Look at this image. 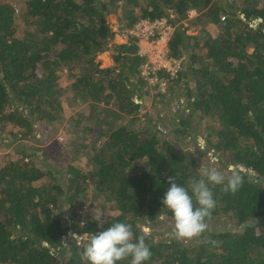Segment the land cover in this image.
<instances>
[{"label": "trees", "instance_id": "1", "mask_svg": "<svg viewBox=\"0 0 264 264\" xmlns=\"http://www.w3.org/2000/svg\"><path fill=\"white\" fill-rule=\"evenodd\" d=\"M239 1L242 6L227 8L220 0H0V133L10 129V138L22 146L21 158L0 161V264H85L81 253L87 240L61 245L70 227L57 216L59 203L74 205L79 223V210L89 204L93 214L85 217V234L130 224L134 239L144 235L150 247L151 259L144 264H264V0ZM115 7L122 31L142 18L168 17V10L177 15L171 20L170 56L185 62L168 94L188 79L192 110L175 135L182 136L200 116V130L218 161L236 167L242 184L235 194L226 193L224 184H209L216 207L207 221L230 213L239 226L246 224L242 231L208 228L186 245L175 237L156 242L143 230L161 214L174 221L161 203L168 178L175 176L187 188L191 178L201 177V162L166 139L162 128L155 130L160 117L148 116L134 128L149 90L136 38L116 47L119 67L102 68L97 61L113 36L108 16ZM191 11L214 31L204 38L186 34L181 23ZM238 11H246L243 19ZM256 18L263 19L259 28L246 22ZM67 89L90 106L88 115L76 114L67 125L79 133L72 161L63 167L61 149L43 134L45 150L41 162H34L37 151L23 142L34 134L36 119L46 118L48 125L60 119ZM82 159L85 166L79 165ZM63 169L65 183L54 186L55 173Z\"/></svg>", "mask_w": 264, "mask_h": 264}, {"label": "rangeland", "instance_id": "2", "mask_svg": "<svg viewBox=\"0 0 264 264\" xmlns=\"http://www.w3.org/2000/svg\"><path fill=\"white\" fill-rule=\"evenodd\" d=\"M223 5H225L228 8L227 4L234 3V5L238 8L239 6H242L241 1L237 0H220ZM232 5V4H231ZM168 19L176 20L177 15L172 11L168 10ZM244 12L246 11H238L237 15L240 19H243ZM201 14L196 11L189 12V16L186 20H184L181 24H184L185 28H187L186 34L190 36H199L200 38H204V35L207 33H210V31L215 28L212 26V24H207L206 26L202 23H200L199 18ZM119 10L115 7L110 9V13L108 16L109 24L111 27V31L113 33L112 38L108 41L106 47L103 51L99 52L97 61L100 62L102 68H114L119 67L120 64L115 62V56L116 53V47L121 44H126L129 40L125 38L124 31H122V27L119 21ZM255 18V17H254ZM249 24H251L255 28H259L263 25V19L256 18L252 19L251 21H246ZM20 29L25 27L24 23H19ZM264 26V25H263ZM214 30H212L213 32ZM187 58V56H186ZM185 62V59H184ZM183 69V68H182ZM66 73V72H65ZM62 76V75H61ZM66 76H62L60 78L61 80V86L62 88L67 87L66 82ZM153 84V83H152ZM152 84L149 87V90L147 89L146 95L142 98V108L139 115H137L138 121L137 124L134 125V128H139L141 126V122H144V120L147 119L148 116H151L154 120L157 117L161 118V122L156 126L155 130L158 131L162 128V130H166L167 133L164 135L166 139H168L170 142L176 144L180 149H183L184 151H191L194 153V156L196 160H199L201 162L198 173L202 174L203 170L205 168H216L219 169L220 172H222L225 175V178L228 176H239V173L235 171L236 167L233 164H229L228 166L223 165L220 163L217 159V152L215 150L210 149V145L207 141V138L205 134L200 130L198 121H200V116H196L197 119L194 120L192 125L182 136L175 135V130H177L181 118H187L189 117L191 113V106L189 105V90L187 89L189 84L188 79H184L180 81L179 86L176 91H172L170 94H168V90L166 92H162L157 86H152ZM188 84V86H187ZM144 87L141 88V93H143ZM66 90V89H65ZM140 91L136 93V95L139 96ZM165 96V97H164ZM168 96V97H167ZM82 99L77 97L76 94H74L72 91H69L67 89V92H65L62 96L61 103H62V111L60 119L51 125H48V119H36L34 124V134L31 138H29L27 141L23 142V144H26L28 148L35 149L37 151V157H32V161L41 162L39 157L43 155V152L45 150V146L41 145L40 140L43 136L49 135L51 137V140H54L56 143L55 150H60V155L63 156L62 158V166L66 167L70 161H72V153L71 149L73 148V142L79 135L78 131L71 132L67 129V125L69 124L70 120L76 116V114H86L88 115V112L90 111L89 104H82ZM139 100H136V102ZM23 109V108H22ZM42 116V115H41ZM195 117V118H196ZM209 119H206L205 122H209ZM128 121L126 120L125 123ZM72 123V122H71ZM203 124V123H202ZM158 129V130H157ZM10 129L4 130V133L0 135V161L4 159H12L17 160L21 158V155L18 154V152H21L22 146L21 144L18 145L20 142L14 141L10 136L8 135ZM92 138L91 134L88 135V139ZM198 138H202L205 142V148L204 150H200L198 145ZM39 140V141H38ZM209 144V145H208ZM26 153H29L27 151ZM219 156V154H218ZM24 157V155H23ZM80 166L86 165V160L82 159L79 160ZM255 176V175H253ZM66 179V170H61L58 173H55V176L52 179V182L55 185L59 184L60 180H63L62 182L65 183ZM264 187V178L261 180ZM84 200H90V198H84ZM59 203L58 210L56 211L57 216L61 219L62 223L70 227V231L66 232L64 237L61 240V245L63 247H71L73 245H80L83 243V241L87 239H81L76 243L74 239H72V234H78L83 236L85 233H82V228L85 222V217L89 216L90 214H93V211H90L89 204H85L84 208L79 210V214L82 215V218L79 219L75 217V206L72 205L64 206L62 207ZM102 211H97L98 217ZM101 213V214H100ZM110 213V210L108 207H106V216ZM79 224V225H78ZM173 225L174 221L170 219L169 217L165 216L164 214H161L157 220L156 224H148L145 223L143 226V230L150 234L154 241L158 242L160 240H166L167 238L174 237L173 235ZM208 228L211 231L215 232H222V231H231V232H238L242 231L246 224H243L239 226L237 224V221L232 217L230 213L220 214L215 219L207 221ZM197 241V237L185 241L186 245L195 244Z\"/></svg>", "mask_w": 264, "mask_h": 264}, {"label": "clouds", "instance_id": "3", "mask_svg": "<svg viewBox=\"0 0 264 264\" xmlns=\"http://www.w3.org/2000/svg\"><path fill=\"white\" fill-rule=\"evenodd\" d=\"M200 150H204L205 142L202 138L197 140ZM216 168H205L199 179L191 178L188 187L179 185L176 178L169 177L168 187L161 200L164 209L173 213V235L178 241H187L201 236L208 229L207 220L216 207V201L209 184H224V191L235 194L242 180L233 175L227 178ZM191 190V195L189 194ZM195 201V203H194ZM72 239L80 241L87 239L81 259L85 264H117L128 259L129 264H144L151 259L150 247L145 242V236L134 239L132 226L127 223L117 222L99 234L73 233Z\"/></svg>", "mask_w": 264, "mask_h": 264}, {"label": "built area", "instance_id": "4", "mask_svg": "<svg viewBox=\"0 0 264 264\" xmlns=\"http://www.w3.org/2000/svg\"><path fill=\"white\" fill-rule=\"evenodd\" d=\"M226 17H222L225 20ZM175 27L168 17L156 20L140 19L130 30L124 32L125 38H136L138 55L146 58L141 69L142 79L150 86H157L162 92L168 90V84L174 80L183 68L184 58L170 56V41ZM167 133L166 130H162Z\"/></svg>", "mask_w": 264, "mask_h": 264}, {"label": "water", "instance_id": "5", "mask_svg": "<svg viewBox=\"0 0 264 264\" xmlns=\"http://www.w3.org/2000/svg\"><path fill=\"white\" fill-rule=\"evenodd\" d=\"M209 145V144H208ZM210 149H212L211 147H210Z\"/></svg>", "mask_w": 264, "mask_h": 264}]
</instances>
